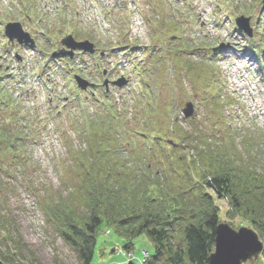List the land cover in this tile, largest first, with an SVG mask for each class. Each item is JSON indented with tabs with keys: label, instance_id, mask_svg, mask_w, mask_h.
<instances>
[{
	"label": "rangeland",
	"instance_id": "rangeland-1",
	"mask_svg": "<svg viewBox=\"0 0 264 264\" xmlns=\"http://www.w3.org/2000/svg\"><path fill=\"white\" fill-rule=\"evenodd\" d=\"M24 10L29 24L43 35L38 33L34 49L9 43L4 35L7 20L22 18ZM239 15L251 16L254 36L236 26ZM30 25L26 27L33 29ZM69 33L78 40L91 39L105 56L79 54L73 69L65 68L64 59H53L50 53L61 47V37ZM257 33L261 41L255 38ZM221 43L224 46L214 52L212 48ZM156 57L159 60L153 64ZM0 63L2 100L13 103L8 111L12 109L15 116L8 119L5 114L2 124L27 135L22 154L25 173L22 165L20 171L12 168L15 171L11 169L8 181L15 189L4 196L5 202L0 195V264H82L60 230L69 220L83 224L89 218V194L99 208L109 209L107 200L126 187L112 180L95 184L87 192L80 184L82 170L73 169L70 148L78 152L89 147L84 137L86 119L108 105L126 117L127 128L142 124L137 104L144 101V84L149 93L160 97V106L172 105L174 116L187 130L196 121L208 131L217 119L215 105H220L225 125L235 130L236 138L234 145L228 144L227 153L221 145L217 153H210L215 168L241 166L264 176V0H0ZM96 64L101 66L97 69ZM139 72L146 77L144 84ZM74 73L95 85L80 90ZM121 75L129 78L128 85H111L106 92L104 79ZM187 101L195 107L192 118L183 114ZM246 138L253 147L244 143ZM129 139L118 140L125 153L120 156L127 161L123 143ZM185 153L191 164L196 150L187 148ZM196 165L191 164L192 183L208 175ZM146 179L138 183V189L158 197L159 189L151 185L153 177ZM207 192L221 222L236 229H255L245 218L229 215L228 199L219 198L212 189ZM126 238L123 230L104 223L94 264H119L120 260L145 264L152 242L142 235L127 252L122 248ZM3 255L9 257L7 261ZM263 259L264 250L248 264Z\"/></svg>",
	"mask_w": 264,
	"mask_h": 264
},
{
	"label": "trees",
	"instance_id": "trees-1",
	"mask_svg": "<svg viewBox=\"0 0 264 264\" xmlns=\"http://www.w3.org/2000/svg\"><path fill=\"white\" fill-rule=\"evenodd\" d=\"M144 89V101L137 104L142 124L127 128L126 117L112 105L86 120L84 137L89 147L78 152L70 148L73 169L82 170L80 184L87 192L95 184L112 180L114 185L122 182L126 187L124 192L119 191L116 197L107 200L109 209L107 206L99 208L89 194L87 201H92L89 218L83 224L69 220L60 230L65 241L77 251L82 264H94L100 242L99 229L104 223L116 231H124L127 240L122 248L127 252L135 246L138 237H148L153 249L145 264H209L221 219L208 189L230 201V216L245 218L264 237V176L241 166L220 170L215 168L216 162L211 157L210 153H217L219 145L225 154L228 144H235V130L225 125L221 108L215 107L217 119L208 131L196 121H189L191 129L187 130L182 120L174 116L170 104L160 106V97L149 93L146 86ZM0 93V195L5 202L4 196L15 189L13 182L8 181L11 169L19 170L22 165V174L25 173L22 154L26 136L18 128L12 130L2 124V112H9L10 102L2 100L1 82ZM13 115L9 116L14 118ZM164 122L165 126L161 124ZM122 137H130L123 143L128 161L120 156V153L125 154L118 142ZM248 140H244L247 145L251 144ZM187 148L196 150L191 162L203 169L202 173L208 172L209 177L203 176L202 181L192 183V163H188ZM150 177H153L151 185L159 189L158 197L138 189V183L146 178L149 181ZM8 238L16 242L11 235ZM18 247L22 249L21 244ZM0 255L2 257V252ZM4 257L6 260L8 256ZM259 264H264V259Z\"/></svg>",
	"mask_w": 264,
	"mask_h": 264
},
{
	"label": "water",
	"instance_id": "water-1",
	"mask_svg": "<svg viewBox=\"0 0 264 264\" xmlns=\"http://www.w3.org/2000/svg\"><path fill=\"white\" fill-rule=\"evenodd\" d=\"M237 22L241 28L251 33L249 26V18L241 16L237 18ZM6 35L10 40L17 38L20 43H25L34 46L35 43L30 35L23 31L20 23H9L5 28ZM63 44L70 47V51H61L54 53V57L60 55L73 56L74 50L79 48L85 51L93 52V44L88 41L76 42L74 38L69 35L63 39ZM78 84L81 88L86 89L89 81L76 76ZM127 83V80L122 77L115 82V84L122 86ZM107 84V81H106ZM194 112V107L191 102L186 104L184 108L185 116L188 117ZM264 250V242L261 240L259 233L250 227L242 226L238 229L232 227L230 224L221 222L216 227L215 249L209 257V264H248L259 257Z\"/></svg>",
	"mask_w": 264,
	"mask_h": 264
},
{
	"label": "bare ground",
	"instance_id": "bare-ground-1",
	"mask_svg": "<svg viewBox=\"0 0 264 264\" xmlns=\"http://www.w3.org/2000/svg\"><path fill=\"white\" fill-rule=\"evenodd\" d=\"M202 16H203V14H202Z\"/></svg>",
	"mask_w": 264,
	"mask_h": 264
}]
</instances>
